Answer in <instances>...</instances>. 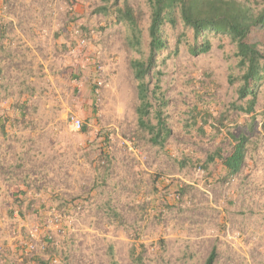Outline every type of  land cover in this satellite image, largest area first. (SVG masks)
I'll list each match as a JSON object with an SVG mask.
<instances>
[{
  "label": "rangeland",
  "instance_id": "obj_1",
  "mask_svg": "<svg viewBox=\"0 0 264 264\" xmlns=\"http://www.w3.org/2000/svg\"><path fill=\"white\" fill-rule=\"evenodd\" d=\"M106 4L0 0V264H113L109 246L116 264H135L132 249L143 264H205L213 249L215 264H264V86L252 114L236 109L246 102L230 38L209 33L211 50L193 57L192 31L166 25L148 83L151 123L162 110L172 135L153 146L130 66L146 56L150 8L130 0L143 12L138 52ZM249 42L262 47L264 26ZM241 136L240 173L208 162Z\"/></svg>",
  "mask_w": 264,
  "mask_h": 264
},
{
  "label": "trees",
  "instance_id": "obj_2",
  "mask_svg": "<svg viewBox=\"0 0 264 264\" xmlns=\"http://www.w3.org/2000/svg\"><path fill=\"white\" fill-rule=\"evenodd\" d=\"M103 1L107 4L99 11L106 16L114 17L117 23H124L131 32L127 46L141 52L144 36L140 23L143 12L136 10L130 4V0H112L111 4L108 0ZM146 3L150 8L147 53L142 60H132L130 66L138 83L139 106L136 111L138 128L150 136L149 142L153 146L163 147L172 135L162 110L156 111V125L151 123L152 100L156 98L158 88L150 92L148 83L158 68L159 58L169 49L165 34L166 25L176 28L179 23H182L185 28L192 31L193 40L189 53L193 57L206 54L211 50V43L207 37L209 33L230 38L236 47L237 66L242 73L238 99L246 102V107L234 106L248 115L252 114L257 104L259 90L264 86V44L260 47L256 43L249 42V36L255 29L264 26V2L258 9L249 0H146ZM26 114L25 107L22 116L25 117ZM224 119L225 116H222L217 122L223 125ZM0 129L4 130L1 120ZM83 129L85 131V128ZM246 140L245 136L237 139L235 149L228 158L223 159L221 154L216 153L208 158V162H213L214 158L218 157L231 176L237 175L245 161ZM108 216L119 224L123 223L122 216L112 208L109 209ZM135 253V249H132L131 257L134 263L143 264L142 257L136 256ZM108 255L113 264H116L113 246H109ZM215 259L216 250L213 249L205 264H215Z\"/></svg>",
  "mask_w": 264,
  "mask_h": 264
},
{
  "label": "built area",
  "instance_id": "obj_3",
  "mask_svg": "<svg viewBox=\"0 0 264 264\" xmlns=\"http://www.w3.org/2000/svg\"><path fill=\"white\" fill-rule=\"evenodd\" d=\"M75 34L80 39V43L83 45H86V42H87L86 38L82 35V33L78 29L75 31ZM82 126L83 125H82L80 120L74 119V127H76L78 130H80Z\"/></svg>",
  "mask_w": 264,
  "mask_h": 264
}]
</instances>
